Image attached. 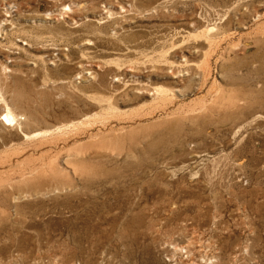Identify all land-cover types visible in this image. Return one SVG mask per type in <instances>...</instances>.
<instances>
[{"label": "rangeland", "instance_id": "obj_1", "mask_svg": "<svg viewBox=\"0 0 264 264\" xmlns=\"http://www.w3.org/2000/svg\"><path fill=\"white\" fill-rule=\"evenodd\" d=\"M5 103L0 264H264V0H0Z\"/></svg>", "mask_w": 264, "mask_h": 264}, {"label": "bare ground", "instance_id": "obj_2", "mask_svg": "<svg viewBox=\"0 0 264 264\" xmlns=\"http://www.w3.org/2000/svg\"><path fill=\"white\" fill-rule=\"evenodd\" d=\"M12 108L5 103V107L2 110L3 112L1 113L3 115V119L2 118L0 119L1 121H3V122L5 121L7 124H10V125L11 124H18V123H20V121H19V119H20L19 114L14 109H12Z\"/></svg>", "mask_w": 264, "mask_h": 264}]
</instances>
